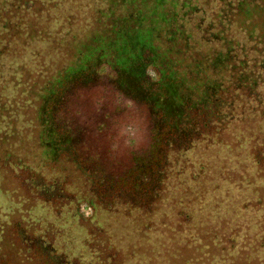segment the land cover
<instances>
[{
  "label": "trees",
  "instance_id": "1",
  "mask_svg": "<svg viewBox=\"0 0 264 264\" xmlns=\"http://www.w3.org/2000/svg\"><path fill=\"white\" fill-rule=\"evenodd\" d=\"M70 3L78 12H67ZM89 68L106 70L114 82L131 77L127 81L141 86L138 104L158 119L170 153L182 155L206 136L249 121L260 130L264 0H0L3 264L11 258L20 264L117 263L115 257H100L102 246L88 222L92 231L86 229L89 240L81 246L95 260L72 258L56 243L68 226L61 211L75 202L67 186L69 168H79L71 148L81 138L72 120L57 121L53 113H63L60 104L70 105L60 95ZM257 141L260 164L264 138ZM46 168L63 176L47 179ZM149 181L139 205L146 211L160 190V179ZM75 206L78 217L81 204ZM73 244L66 245L75 252Z\"/></svg>",
  "mask_w": 264,
  "mask_h": 264
},
{
  "label": "rangeland",
  "instance_id": "2",
  "mask_svg": "<svg viewBox=\"0 0 264 264\" xmlns=\"http://www.w3.org/2000/svg\"><path fill=\"white\" fill-rule=\"evenodd\" d=\"M76 6L70 3L72 9L67 12H78ZM84 72L82 80L68 84L60 95L68 96L66 106L70 105L60 104L57 110L63 113H53L57 121L72 120L81 138L79 145L70 147L77 152L72 153L79 168H69L67 189L75 202L60 214L68 223L56 241L63 246L62 252L95 260L81 246L88 243L84 237L86 229L92 231L86 228L89 223L102 246L100 257H115L116 264L264 261V161H255L264 124L256 130L249 121L206 136L182 155L170 153L163 148L164 129L156 127L158 119L156 123L142 106L121 96L109 84L106 70ZM60 156L61 166L65 160ZM55 172L46 168L44 173L47 179L63 176ZM142 174L146 178L140 180ZM154 177L160 179L159 196L146 211L139 205L145 200L143 191L151 185L148 180ZM128 198L131 204L126 203ZM77 202L81 204L78 217ZM66 239V244L73 240L75 252L63 243ZM20 262L9 260V264Z\"/></svg>",
  "mask_w": 264,
  "mask_h": 264
},
{
  "label": "flooded vegetation",
  "instance_id": "3",
  "mask_svg": "<svg viewBox=\"0 0 264 264\" xmlns=\"http://www.w3.org/2000/svg\"><path fill=\"white\" fill-rule=\"evenodd\" d=\"M125 82H121L120 81H116L114 82L113 80H109V84H113L114 89L119 90L118 92L120 93L121 96H126L127 98L131 99L133 102H137L139 103L140 101L143 100V91L141 89V86L138 85L137 83H133L132 81H127V79L130 78H126L125 76L123 77ZM82 79H79L78 81H80ZM87 80H84L83 82L85 83ZM86 84V83H85ZM139 88H138V87Z\"/></svg>",
  "mask_w": 264,
  "mask_h": 264
}]
</instances>
